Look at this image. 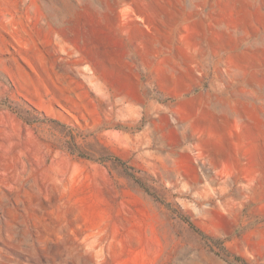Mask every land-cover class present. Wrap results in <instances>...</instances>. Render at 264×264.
I'll return each mask as SVG.
<instances>
[{
  "label": "rangeland",
  "instance_id": "rangeland-1",
  "mask_svg": "<svg viewBox=\"0 0 264 264\" xmlns=\"http://www.w3.org/2000/svg\"><path fill=\"white\" fill-rule=\"evenodd\" d=\"M0 264H264V0H0Z\"/></svg>",
  "mask_w": 264,
  "mask_h": 264
},
{
  "label": "crops",
  "instance_id": "crops-1",
  "mask_svg": "<svg viewBox=\"0 0 264 264\" xmlns=\"http://www.w3.org/2000/svg\"><path fill=\"white\" fill-rule=\"evenodd\" d=\"M254 148L257 150V147H254ZM222 157L224 160H231V158H232L231 149L228 150V148L226 149V147H225L222 151Z\"/></svg>",
  "mask_w": 264,
  "mask_h": 264
}]
</instances>
